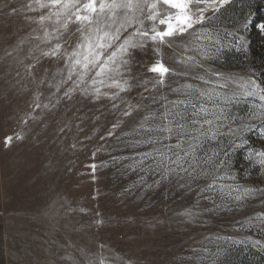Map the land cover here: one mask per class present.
Returning <instances> with one entry per match:
<instances>
[{
  "label": "rangeland",
  "instance_id": "1",
  "mask_svg": "<svg viewBox=\"0 0 264 264\" xmlns=\"http://www.w3.org/2000/svg\"><path fill=\"white\" fill-rule=\"evenodd\" d=\"M197 7L206 6L194 5V16ZM204 15V24L167 43L148 40L130 49L126 70L115 77L128 81L124 91L104 77L92 84L93 71L80 85L87 93L75 88L65 95L74 85L64 52L78 42L79 25L61 27L60 5L0 0V264H264V223L255 219L264 213V194L237 202L201 192L206 181L184 174L164 179L144 158L160 147L143 143L145 129L172 102H196L198 93L185 88L191 84L219 93L222 106L231 99L226 111L237 117L218 122L223 135L203 145L209 154L219 150L236 177L222 183L264 189L262 157L255 155L264 152V121L248 115L250 104L254 112L264 109L258 97L244 95L261 94L253 80L264 88V0H231ZM41 16L50 19L41 23ZM152 23L145 20V28ZM57 43V56L43 55ZM158 61L171 70L163 84L149 71ZM229 127L239 131L229 136Z\"/></svg>",
  "mask_w": 264,
  "mask_h": 264
},
{
  "label": "snow or ice",
  "instance_id": "2",
  "mask_svg": "<svg viewBox=\"0 0 264 264\" xmlns=\"http://www.w3.org/2000/svg\"><path fill=\"white\" fill-rule=\"evenodd\" d=\"M230 2L231 0H154L153 3L147 4V0H49L48 3H43L41 0H36L40 8L61 6L66 16L61 25L65 31H67L70 21L79 25L76 29L79 33L78 42L71 51L64 52L65 66L68 72L67 80H72L74 85V88H69L65 95L74 91L75 88H80V85L85 83L89 73L93 71L92 84L98 82L97 77H104L111 79L112 85L118 87L120 91H124L128 81L124 80L121 83L115 77L121 76L122 71L126 70L129 63L126 57L129 55L130 49L143 47L148 40L160 44L167 43L168 39L183 35L189 29H193L195 25L204 24L209 19L204 15L209 8L215 14L219 12L221 7ZM146 4L151 10L147 15L144 14ZM159 5L166 7L161 10ZM194 5H205L206 7L195 8L199 15L194 16ZM72 9L75 11L73 12ZM56 16L59 21L60 13H56ZM46 19H50V17L41 16L40 22L43 23ZM145 20L153 22L150 28H145ZM159 26H164L163 30ZM244 26L246 27V25ZM259 27L264 29V25ZM122 36L123 39H121ZM45 38H51L47 31H45ZM208 38L210 39V37ZM239 39L242 40L243 37L241 36ZM61 48L62 45L57 43L54 49L44 52L43 55L55 57ZM188 59L194 58L189 57ZM78 67L79 71L77 70ZM149 71L157 73L159 77L157 83L163 84L165 75L171 70L158 61L152 65ZM74 74L76 75L75 80H73ZM214 75L222 74L214 73ZM197 79L204 80V77L200 76ZM204 82L206 84L211 83V81ZM99 83H103V79ZM252 83L254 88H260L261 94L250 91L245 92L244 95L245 97H258L261 102L259 107L264 109V88H261L260 84L254 80ZM227 86V83L219 84L220 88ZM185 88L195 90L198 93L196 102H192L190 99L187 103L184 100L172 102L171 110L165 109L159 118L160 122L145 129L149 135L143 143L160 145V147L144 153V158L151 159L164 179L171 175L184 174L190 181H206L200 189L201 192L210 194L219 192L222 196L237 202L253 198L258 193L264 194V189H257L254 186L222 183L224 180L235 181L236 177L229 174L226 161L219 159L221 155L219 150H212L210 154L203 151V145L206 141L214 140L218 135H223L219 131L223 124L218 122L228 121L231 124L237 119L226 111V107L231 106V99L224 97V106H222L216 102L220 98L219 93H216L214 97L209 92L194 89L191 84L185 85ZM57 90H59V85H57ZM80 90L84 93L88 91L87 87L80 88ZM94 90L99 93L98 88ZM173 91L177 90L174 89ZM204 97L212 102L211 108L202 101L201 98ZM179 105H183L185 110L191 106L192 111L190 113L180 111ZM253 107L256 105H249L248 115L250 118H259L264 121V111L254 112L252 111ZM129 114L125 113V115ZM144 119L146 121L155 120L156 117L146 116ZM254 126L246 125L245 129L250 131ZM237 131H239L238 128L229 127L227 135L231 136ZM173 139L175 140L174 144L171 143ZM11 141L12 138L7 137L5 145L7 146ZM227 155L228 153L225 152L224 156ZM249 155L251 156L252 153ZM255 155L262 157L258 163L264 166V152H258ZM218 159L219 162H217ZM92 167L94 170L95 166ZM233 192L237 193L234 197ZM253 219V217H248V224H251ZM255 219L264 223V213H257Z\"/></svg>",
  "mask_w": 264,
  "mask_h": 264
}]
</instances>
